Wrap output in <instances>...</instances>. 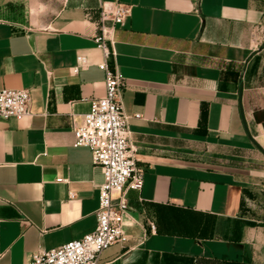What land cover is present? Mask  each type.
<instances>
[{"label": "crops", "instance_id": "0c3cea01", "mask_svg": "<svg viewBox=\"0 0 264 264\" xmlns=\"http://www.w3.org/2000/svg\"><path fill=\"white\" fill-rule=\"evenodd\" d=\"M104 2L131 8L108 62L145 173L98 264H264V154L239 104L242 84L264 147V0H0V88L33 113L0 121V264L96 228L103 171L73 126L105 93Z\"/></svg>", "mask_w": 264, "mask_h": 264}, {"label": "built area", "instance_id": "2783aa9c", "mask_svg": "<svg viewBox=\"0 0 264 264\" xmlns=\"http://www.w3.org/2000/svg\"><path fill=\"white\" fill-rule=\"evenodd\" d=\"M130 12V6L119 2L102 4L100 31L94 39L103 54L98 66L105 73V93L90 101V109L82 115L81 122L73 126L74 146L88 148L93 164L103 171L104 181L98 186L96 228L82 238L33 253L29 264H98L104 250L128 240L125 232V218L129 211L127 193L143 188L145 172L137 164L130 116L123 106V77L116 68H111L108 60L117 55L116 25H123ZM85 65L86 59L79 55L74 72ZM30 103L29 90L0 88V121L32 116Z\"/></svg>", "mask_w": 264, "mask_h": 264}, {"label": "water", "instance_id": "95a60500", "mask_svg": "<svg viewBox=\"0 0 264 264\" xmlns=\"http://www.w3.org/2000/svg\"><path fill=\"white\" fill-rule=\"evenodd\" d=\"M242 95H243V85L240 86V93H239V104H240V111H241V117L244 124L245 131L247 133V136L249 139L253 142V144L264 154V147L255 139V137L251 134L250 129L248 127V123L246 120L243 103H242Z\"/></svg>", "mask_w": 264, "mask_h": 264}]
</instances>
